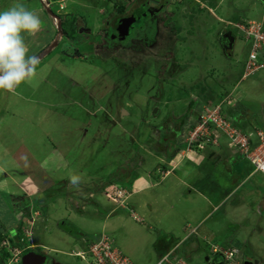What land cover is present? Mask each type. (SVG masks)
<instances>
[{
    "label": "rangeland",
    "instance_id": "rangeland-1",
    "mask_svg": "<svg viewBox=\"0 0 264 264\" xmlns=\"http://www.w3.org/2000/svg\"><path fill=\"white\" fill-rule=\"evenodd\" d=\"M4 1L7 4L3 8L0 7V11L14 3H22L31 9L33 6H41L46 0ZM133 1L65 0L67 5L65 7L62 5L61 9L66 8L63 12L69 15L58 14V17L71 33L62 35L59 40L62 42L60 48L53 49L56 52L53 54L54 58L48 61L51 65L54 64L55 68L47 69V76L39 85L32 81V84L24 83L19 86V95L23 97L21 100L16 99L17 102L13 99L9 102L2 100L3 104L0 101V118L6 124H10V127L7 125L9 127L7 131L0 128V145L1 141L6 142V135L14 136L16 141L12 138L8 140L9 151L20 155V160L12 156L13 159L5 158L6 161L3 162L4 168L9 169L7 172L13 174L6 175L2 182V184L10 185L8 186L10 191L1 190L5 188V185L0 186V235L3 236L0 243V264H18L22 252L27 249H34L38 253L48 255L56 264H83L69 254L86 249L92 242V234L99 232V230L93 232L91 230L96 224L98 215L102 218L109 216L108 211L105 213L103 210L112 208L119 209L116 214L128 226L135 225L133 223L141 225L124 238L129 248V257L137 264L152 263L149 260H154L156 257L154 248L163 243L157 238L160 233L158 229H165L162 225L171 217L180 215V210L192 201L200 204L201 207H204L206 202L200 203L197 195L188 196L184 192L187 200L180 199L177 194L174 196V191L167 197L165 195L159 198V202L156 201L158 204L150 203L156 211L154 215L162 218V222H155L154 217L142 219V215H147L150 206H145L142 212L137 210L136 215L139 218L136 215L135 218L144 221L142 226V223L134 222L129 217L130 208L120 210L116 203L103 197L101 191L104 188L110 193L111 185L100 187V191L98 180L104 177L111 178V176L118 178L119 175L122 179L121 172L125 173L124 163H128L126 158H129L130 163L137 159L141 161L140 164L135 165L136 168L140 167L139 173L155 170L156 166L150 167L156 163V155L160 153L165 155L166 147H168L164 146L162 141H171L172 137L174 138L173 132L177 131V125L183 118L186 123L180 135L175 138L178 144L189 139L193 130H201L199 126L202 119H208V116L217 108L219 116L228 120L231 119L229 116L232 117L237 110L241 109L244 117L237 126L244 134L255 131V122H252L254 116L264 121L262 106L264 105V69L245 79V74L253 73H246V69L241 66L243 58L246 59L249 42L243 38L238 28L251 24L259 25L264 29V0H144L152 11L160 4H166L160 13L163 18L155 17L151 18L152 21L150 19V21L138 22L136 29L141 31L139 36L130 35L131 38H135L114 39V36H122L103 28L111 19L123 18L124 13H130L137 8L136 3L132 5ZM49 2L50 9L60 13L58 2L52 3L53 0ZM44 13V17L50 18L51 14L47 11ZM112 23L113 21L110 22ZM55 29L56 34L57 26ZM228 36L232 43L235 40L234 50L233 46L231 50L235 53L239 52L237 58L238 53L228 57L226 50L221 47V41ZM62 45L64 50L61 49ZM58 65L66 69L63 71L67 72L69 80L62 77L63 71L56 69ZM76 76L77 80L85 79L86 88H91L94 84L93 88L99 93V96H95L99 97L98 100L91 94L87 102L85 97L88 96L80 95L84 89L81 92L79 89L82 88L81 85L74 84ZM240 78L244 80L241 81ZM55 87L59 88L55 89L58 92L54 94L56 102H53L52 91ZM71 91L77 95L76 98L83 103L86 111L102 105L107 110L106 113L94 116L75 108L74 105L70 108L64 106L63 103L67 102L64 99L71 95ZM48 96L49 98H46ZM14 106L21 107L19 108L21 114L17 113L19 116L14 114ZM154 109L157 110L154 111ZM51 111L56 116L52 117ZM42 113H47L45 119H41ZM24 115L27 117L25 121L21 120ZM74 118L76 120H72ZM49 121L51 123L48 126ZM82 125H87L85 130L89 135L97 137L99 146L90 141V145L81 141L82 132H85L84 129L82 130ZM261 126L264 132V122ZM158 127H162V133L159 132ZM215 127L210 128L207 134L204 132L205 136L200 135L203 138H209L208 141L203 142L204 148L218 147V145L224 148L225 143L232 150L228 136L223 132L217 134L218 129L215 130ZM59 131L63 132V138L55 137L56 132ZM216 135L218 138L215 139ZM57 139L62 141L59 144L55 143L54 140ZM252 141L256 140L252 139ZM53 144H58L57 146L61 149L59 151L64 154L63 158H68L71 166L77 170L79 168L88 171L92 177L86 175L77 188L70 184L65 176L66 173L63 172V174L55 175L59 179L58 182L55 180L50 183L43 179L41 174L31 175L28 176L31 184L34 183L33 180H38L40 187L37 196L29 200L25 199L27 195H22L18 186L10 184L12 177L20 179L24 173H28L26 165L30 161L27 151H34V160L41 159L45 157ZM170 153L173 154L174 151ZM213 153L219 155L222 149L220 152L215 148ZM115 156L116 158L112 159ZM117 158H121L123 162L119 166L123 169L120 172L116 171L117 165L114 164ZM238 163L233 165L235 174L239 170ZM244 164L249 166L248 162ZM56 167H59L58 170L65 169L63 164H57L55 161L53 168L56 169ZM17 169L19 172H15ZM131 169L132 166L129 167V170ZM116 172L118 176H115ZM221 172L224 174L223 171ZM106 178L103 181L108 180ZM189 178L193 179L192 176ZM106 183L110 182L106 181L103 185ZM94 186H97L96 191H92ZM26 194L28 197L31 196L30 189H26ZM34 194L35 191H33ZM142 197L143 195H140L130 199L129 206L136 207L133 201L137 198L141 201ZM22 201L28 207L27 211L23 210L24 207L18 210L17 207L23 203ZM123 201L121 203L118 201L121 208L126 207ZM172 204H174L173 208L170 207ZM83 209V214L78 213ZM9 213L14 218H11ZM249 217L253 215L250 214ZM263 223L262 216L261 224ZM7 225L8 228L5 231L1 230ZM181 225L182 223L179 226ZM149 226L157 229L153 232ZM257 227L259 228L258 223ZM13 228L17 230L18 242L22 248L15 247L9 242L11 238L9 229ZM66 231H71L74 237L68 235ZM244 232V228L242 231L239 230V234ZM12 239L16 241L15 238ZM222 242L224 241L218 239L216 244L221 246ZM255 242L258 245L255 249L248 250V246H245V251L228 262H223L224 260L222 261L219 256V250L222 247L211 246L208 252L207 245L214 244L212 239L199 240V250H191L189 242H186L176 254L187 264H264V256L261 254L264 250L260 245V243L264 244V234L259 240L256 238ZM214 249H217L216 252H213Z\"/></svg>",
    "mask_w": 264,
    "mask_h": 264
},
{
    "label": "crops",
    "instance_id": "crops-1",
    "mask_svg": "<svg viewBox=\"0 0 264 264\" xmlns=\"http://www.w3.org/2000/svg\"><path fill=\"white\" fill-rule=\"evenodd\" d=\"M54 2H58L60 13L65 11L66 8L61 9L62 5H64V7L65 5H67V3H65V0H53L52 3ZM49 3H50L49 0H46L45 2H42L41 6H37V7L33 6V8H31V10L35 11L41 18V21H42L41 31L37 33L35 36L25 37L26 43L28 44V47H29V55H36L38 57H40V54L44 50H46L50 45L56 43V45H54L52 50L46 56H44L42 59L39 60V64L37 65L36 75L34 76V78H32L33 83H35L36 85L37 84L39 85L42 82V80L46 78L47 69L53 70L55 68L54 64L51 65L49 61L54 58L53 54L56 53L55 51H53V49L60 48L62 44V42H59V40H61L63 33L60 31V28L58 29V22L60 23V19L58 16L59 15H63V16L69 15V13H66V12H63L61 14L58 12H53L50 9ZM6 4H7L6 1L0 0L1 8H3V6H5ZM45 11L51 14L50 18L44 17ZM54 23L56 24L57 31H58L56 34H55L56 26ZM65 29L67 30V28ZM68 33H71V31H68ZM224 39L225 40L221 41V47L222 49L226 50V53H227L226 55H228V57H232L238 53L236 58L239 57V52L235 53L231 50L232 46L234 50L235 40L232 43V40L229 39V36L225 37ZM226 42H228V44H226ZM250 44L251 43L249 42V44L247 45L248 51H247L246 59L243 58L241 62V66H243V68L246 67L245 65L248 60V54L250 52ZM62 49L64 50V47H62ZM258 59L260 62H264V49L259 51ZM43 62H45V64H43ZM56 69L57 70L60 69L61 71L66 70L64 68H61L60 65H58ZM263 69H264V66L261 67V69H257L253 71L252 74H249V75L245 74L246 75L245 79H247V77L256 75L259 71ZM63 75L62 77L64 79L67 78L69 80V78L67 77L66 71H63ZM239 80L242 81L244 79L240 78ZM84 81L85 79L82 80L79 78L77 80V76H76L74 84L76 86L81 85L82 88H79V89H81V92H82V89H84V92L80 93V95L84 94L85 96L86 94V96L88 97H85V99L87 102H89L88 100H90L91 94L95 97V96H99V93L97 92V90L93 88L94 84L91 85L92 86L91 88H86L85 86L86 83ZM57 88L59 87H55L52 91L53 98L52 97L51 98L53 100L52 99L51 100L53 102H56L54 94H57L56 92H58V90H55ZM103 88H105V86ZM18 90H19V87L16 89L14 94L6 93L5 91L0 90V101L3 100V101L9 102L10 99H13L14 102H17L16 99L21 100L23 97L19 95L20 93ZM76 97L77 95L73 91H71V95L69 97L67 96L64 99L67 102H64L63 105L68 108L74 105L75 108H78L82 110L83 112L85 111V113H88L94 116H96L99 113H106L107 111L105 110V108L102 107V105H100L99 107L97 106L93 110L88 109L89 111H86V108L83 107V103L79 102ZM46 98H49V96ZM95 99L98 100L99 97H95ZM3 101L1 104H3ZM34 103L36 104L37 100L36 102L34 101ZM262 106L264 109L263 104ZM19 108L21 107L14 106L13 108L14 114L17 115V113H20ZM235 114L237 118L234 115L233 116L237 120L236 124L240 123L244 117V113L242 114L241 109H239L235 112ZM46 115L47 113L46 114L42 113L41 119H45ZM54 115L55 113L52 112L51 116L53 117ZM17 116H19V114ZM11 117L13 118V116ZM25 119H27V117L25 115L22 116L21 120L25 121ZM72 120H76V119L74 118ZM255 120H257L259 123H257ZM252 122H255V127H256L254 128L255 131L254 132L245 131V132L247 134H252V139L256 140V133L258 131L264 134L263 130L261 129L262 127L261 123H263L264 121L261 118L254 116V118L252 119ZM50 123L51 121L48 122V126L50 125ZM7 125H9L10 127L9 123L6 124V122H4V120L0 118V128L1 129L4 128L7 131L9 128ZM85 127H87V125H82V130L83 129L85 130ZM237 129L239 128L237 127ZM57 136L58 137L61 136V138H63V132L61 131L56 132L55 137ZM10 138L16 141L14 136L6 135L5 136L6 142L1 141V143L6 144L7 146L2 147L1 146L2 144L0 145V177H1L0 186L5 185V188L1 190L7 189L8 191H10L9 189L10 187H8L10 185L4 184V183L2 184L4 180L3 178L6 175H12L13 173L7 172V170L9 169L4 168L3 162L6 161L5 158L13 159L12 156H14L15 159L17 160H20V155L18 154L15 155L13 152L9 151L10 142L8 140ZM96 139L97 137L94 138V136L89 135V133L86 130L85 132H82L81 141L83 143L90 145L89 144V141H90V142L95 143L97 146H99V143H97ZM54 141H56L55 143L59 144L62 140L57 139ZM79 141H80V137H79ZM174 144L175 142H172V140L171 141L164 140L163 145L168 146L166 147V150H165L167 155L170 154V152L174 150L175 148ZM57 145L53 144L52 148L47 152L45 157L41 159L34 160V154H35L34 151L32 152L27 151L29 153L28 159L30 161L26 165L28 166V168H26L27 169L26 171H28V173H24V175H22L20 179L12 177L13 180L10 183L16 187L18 186V189L21 191L22 195L23 194L27 195L25 199L28 198L29 200L37 196L38 195L37 191H38V188L40 187V183L38 180H33L34 183L31 184V181H29L31 179L28 176L41 174L43 179H46L48 183H50V181L55 182V180H57V182L59 181V179L55 177L56 174L66 173L65 176L67 180L69 181H70V177L74 174L80 175L82 177V181H84V177H86V175L91 176V174H89L88 171L81 170L79 168L77 170L74 168V166H71L70 160H68V158L66 159L63 158L62 155L64 154H62V152L59 151L61 149ZM224 145H225L224 148L218 145V147L211 146L210 148H203L202 150H199V151L193 150V152H191L190 150H188L187 152L184 149V150L175 152L171 159H167L166 154L164 155L160 153V155L158 156L156 155V163L155 164L153 163V165L150 167L152 168L153 166H156L155 170L149 171V172L142 171L141 173H139L140 167L136 168V166L140 164L141 161L140 160L138 161L137 159L136 161L133 160L130 163L129 158H126L128 159V163H124L125 173L124 171L121 172L123 174L122 179H120L121 178L120 175L118 178H112L111 176L112 174L110 173L111 175L109 174V176H111L112 180L111 178L104 177L108 179L106 181L110 183H106L103 185V183L106 182V181H103L104 178L98 180L100 182L99 183L100 185L98 188L99 190H100V187H106L108 184H110L111 185L110 193H112L116 189H121L127 193V195L123 198L124 200L123 203L125 204L126 207L121 208L118 202H115V201L113 202L116 203L117 206H119L120 210L130 208V211L133 213L132 215L129 214V217L134 222L142 223V226H144V221L140 219L139 221L141 222H138L133 218L135 217L137 210L142 212V209H145V206L146 207L150 206L147 211V215L146 216L142 215L143 217L142 219H145V217L147 218L154 217L156 219L155 222H162V218L160 217L157 218V216L154 215L156 211L152 208V205L150 203L154 202L155 204H158L159 198H162L165 195L167 197L168 194H171L174 191H175L174 196L175 194H177L180 199L187 200V197H185L183 194L184 192L188 196L197 195L200 200V203H202V201L206 202L204 207H201L200 204L192 201L183 210L182 209L180 210L179 212L180 215H177V217H171L169 221H166L162 225L165 227V229H158L160 233L157 235V238L158 240L163 241V243L160 246L154 248V250L156 251L155 253L156 257L154 258V260L150 259L149 262H152V263H149V264H156L159 258H161L164 254H166L167 252L171 250H174V253L177 252L178 249L186 242H189V248L191 250H199L200 249L199 240L201 239L202 240H205V239L214 240V244L212 243L210 246L207 245L208 252L210 251L209 249L211 246H219V247H226V248H229V247L236 248L241 254V252L245 251L244 250L245 246H248V250H253V248L255 249L258 246L257 243L255 242V239L257 238L259 240V238H262L264 234V223L261 224L262 216L264 217V176L261 175L260 173L255 172L253 166L248 161H246L239 153H237L234 150H230V148L225 143ZM215 148H217V151L219 150L220 152L222 149V153L221 154L219 153V155L217 153H213ZM109 157H110V154H109ZM115 158L116 156L113 157L112 159H115ZM120 159L121 158H117L114 162V164L117 165L115 167L116 169H118L116 170L118 172L123 170L119 167L123 163ZM55 161L57 162V164H63L64 166L63 168L65 169L58 170L59 167H56V169L53 168ZM236 162L237 163L241 162L242 165L241 163H238L239 170L236 171L237 173L235 174V168L233 165ZM244 162H248L250 167L244 164ZM130 166H132L131 170H129ZM128 170L130 171L129 174L127 173ZM17 171L18 169L15 172ZM221 171H223L224 174ZM115 174H116L115 176H118L117 172ZM191 176L193 177V179L189 178ZM117 181H120V182H117ZM26 189H30L31 191L30 197H28V194H26ZM96 189H97V186L96 187L94 186V189H92V191H96ZM33 191H35L34 195H33ZM101 192L105 199L106 198L109 199L106 195L107 193H109V191H106L103 188ZM6 194H8L7 191H6ZM140 195H143L141 201L139 198L135 199L133 203L135 204L136 207L134 206L130 207L129 200L132 198H136V196L138 197ZM144 197L146 199H144ZM7 198H9V195H7ZM38 200L40 201V199ZM163 200H165V198ZM163 200H162V204H163ZM22 202L23 203H21L20 206L17 207L18 210L19 208H23V207L25 208V203L24 201ZM179 202L180 200L178 201V203ZM79 203L80 202H78V204ZM170 207L173 208L174 204H172ZM193 208H195L196 211ZM118 210L119 209L117 208L104 209L103 211H105V213L106 211H108V213L111 216L107 215L106 217L103 216L102 218L101 215H98V219L97 221H95L96 224H94L91 230L92 232L99 230V232L96 234H92L93 236L91 238L92 239L91 241L95 242L96 240L99 239V237L102 234L110 235L114 241L115 246L122 252V254L125 257L129 259L131 264H137L133 259L129 257V248H127V243L124 240V238H127L128 234H131V231L135 230L137 226H141V225H137L136 223H133L135 225L129 224L128 226L116 214ZM83 212H84V209L83 211H78V213H81V214H83ZM250 214L253 215V217H249ZM11 218H14V217L12 216ZM180 223H182L181 227L179 226ZM191 223L193 224L191 225ZM257 223H258L259 228L257 227ZM64 224L65 223L63 222V225ZM149 227L151 228L153 232L157 229V228L155 229L154 226L152 227L149 226ZM7 228H8V225L3 226L1 230L5 231V229ZM150 228L148 230H150ZM242 228H244L245 232L239 234V230L241 229L242 231ZM11 230L15 231L14 228L9 229V234ZM162 231H166V232H162ZM66 232L69 233L68 235L74 237L71 231L69 232L66 231ZM90 233H89V236H90ZM218 239H220L221 241H224L222 242L221 246L219 244H216V241ZM260 245H261V248H263L264 250V244L260 243ZM261 254L264 256V251ZM207 256H206L207 260L209 261L210 259L209 253Z\"/></svg>",
    "mask_w": 264,
    "mask_h": 264
},
{
    "label": "built area",
    "instance_id": "built-area-1",
    "mask_svg": "<svg viewBox=\"0 0 264 264\" xmlns=\"http://www.w3.org/2000/svg\"><path fill=\"white\" fill-rule=\"evenodd\" d=\"M242 35L250 44V52L248 54V60L246 62V73L253 72L264 66V62H260L258 54L260 50L264 49V29L262 27L254 26L251 24L242 25L238 27ZM216 108V107H215ZM218 108L215 112L210 114L208 119H202L200 124L201 130H193L190 133L189 139L184 142L185 150L193 151V149L199 151L204 148L203 142L208 141L209 138H203L204 132L210 130V128L217 130V134L227 135L231 141V149L239 153L246 161H248L254 168L255 172L264 175V134L262 132L256 133V141H252V134H244L239 129L233 127L228 119L219 116ZM203 135V136H200ZM215 136V139L218 138ZM201 138V140H198ZM203 138V139H202ZM217 144V142H215ZM107 197L115 202H122L123 198L127 195L121 189H116L112 193H107ZM214 249L213 252H216ZM237 253L236 249H224L219 250V256L224 260H230ZM82 261L86 264H131L129 259L125 257L116 247L113 245L111 238L105 234H102L100 238L91 245L88 246L86 251L77 253ZM156 264H187V262L179 257L174 250H171L164 254Z\"/></svg>",
    "mask_w": 264,
    "mask_h": 264
},
{
    "label": "clouds",
    "instance_id": "clouds-1",
    "mask_svg": "<svg viewBox=\"0 0 264 264\" xmlns=\"http://www.w3.org/2000/svg\"><path fill=\"white\" fill-rule=\"evenodd\" d=\"M41 26L40 16L22 3H14L6 10L0 11V90L14 94L22 84L31 83L32 78L36 75L40 58L36 55H29V47L25 37L35 36L41 31ZM69 182L78 188L82 182V177L74 174L70 177ZM133 218L136 220L135 217ZM109 237L113 241L112 237ZM95 242H91L89 245ZM113 245L116 247L114 241ZM88 246L85 250L69 255L86 264L76 254L86 251ZM239 254L240 252L237 250V253L230 260H224L220 257L222 261L224 260L223 262H228Z\"/></svg>",
    "mask_w": 264,
    "mask_h": 264
},
{
    "label": "flooded vegetation",
    "instance_id": "flooded-vegetation-1",
    "mask_svg": "<svg viewBox=\"0 0 264 264\" xmlns=\"http://www.w3.org/2000/svg\"><path fill=\"white\" fill-rule=\"evenodd\" d=\"M134 3L137 4V8H134V10L130 13H124L123 14V18H113L111 19V21H113L112 24H110L111 21H108L106 26L103 28L104 30H109V31H114L116 32V35H121L122 37L120 36H114V39H120L121 38H125L126 37H129V39H132V38H135V37H130L131 34H140V30L139 29H136V26H137V23L140 22L141 20H149L152 18H155V17H160V18H163L160 16V13L163 11V8H165L166 4L162 5L160 4L155 10H150V7H148V3L144 0H134L132 5H134ZM133 19L135 20L134 24L133 25H130L129 27V31L127 33V35L123 36V33L125 32V29L124 30H121L120 28V25L122 23H125V21L127 19ZM151 19V21H152ZM119 20V21H118ZM118 22V23H117ZM144 23V22H143ZM143 23H142V26H143ZM110 24V25H109ZM148 24V23H147ZM147 26V25H145ZM139 36V35H138ZM137 37V36H136ZM30 252H34L35 254H39V255H43L46 257L45 261H44V264H56L54 263V261H52L51 257H49L48 255L44 254V253H38L36 252L34 249L33 250H25L22 252V256L25 254V253H30ZM22 256H21V259H22ZM21 259H20V262L19 264L21 263Z\"/></svg>",
    "mask_w": 264,
    "mask_h": 264
},
{
    "label": "trees",
    "instance_id": "trees-1",
    "mask_svg": "<svg viewBox=\"0 0 264 264\" xmlns=\"http://www.w3.org/2000/svg\"><path fill=\"white\" fill-rule=\"evenodd\" d=\"M65 26H66V21H65ZM63 28H65L64 27V23H63V21L62 20H60V31L63 33V35H68L69 33H68V29L66 30V29H63ZM69 28H71V26L69 27ZM62 47H63V45H62ZM62 49V48H61ZM236 118H237V116H236V114L234 113L233 114ZM234 116H229L231 119H229V121L231 122V124L233 125V126H235V127H238L237 126V124H236V119H235V117ZM186 123V121H185V118H183V119H181L180 121H179V123H178V125H177V131H174L173 132V136H174V138L172 137V142H175V144H174V153L175 152H177V151H181V150H184L185 149V144L184 143H176V141H175V138L177 137V136H179L180 135V133H181V131H182V128H183V126H184V124ZM159 128V132L160 133H162L163 132V130H161V128L162 127H158ZM163 129H164V127H163ZM162 144H164V141H162ZM193 150H195V149H193ZM173 153V154H174ZM173 154H168V156H166V158L167 159H171L172 158V156H173ZM21 209V208H20ZM23 209V208H22ZM23 210H25V211H27L28 210V207L27 206H25V208L23 209ZM69 224V223H68ZM11 232H12V234H11ZM11 232H10V236H11V238L9 239V242H11L12 243V245L13 246H15V247H19V248H22V245L18 242V233H17V230H11ZM12 238H15L16 239V241H14ZM2 240H3V236H1L0 235V243L2 242ZM222 248H224V249H233L232 247H229V248H226V247H222ZM176 253V252H175ZM4 255H6V252H4Z\"/></svg>",
    "mask_w": 264,
    "mask_h": 264
},
{
    "label": "water",
    "instance_id": "water-1",
    "mask_svg": "<svg viewBox=\"0 0 264 264\" xmlns=\"http://www.w3.org/2000/svg\"><path fill=\"white\" fill-rule=\"evenodd\" d=\"M135 22V20L131 19H127L125 21V23H122L120 25V29L124 30L125 32L123 33V36L127 35L128 31H129V27L130 25H133ZM60 28V23L58 22V29ZM54 45H56V43H54ZM54 45H50L46 50H44L41 54H40V59H42L44 56H46L54 47ZM157 109H154V111H156ZM46 257L43 255H39V254H35L34 252H30V253H25L22 256L21 259V263L20 264H44Z\"/></svg>",
    "mask_w": 264,
    "mask_h": 264
},
{
    "label": "bare ground",
    "instance_id": "bare-ground-1",
    "mask_svg": "<svg viewBox=\"0 0 264 264\" xmlns=\"http://www.w3.org/2000/svg\"><path fill=\"white\" fill-rule=\"evenodd\" d=\"M234 262V261H233ZM233 264V263H232Z\"/></svg>",
    "mask_w": 264,
    "mask_h": 264
}]
</instances>
